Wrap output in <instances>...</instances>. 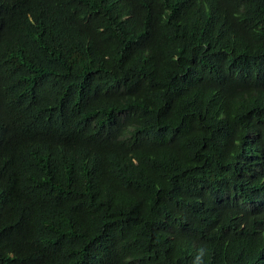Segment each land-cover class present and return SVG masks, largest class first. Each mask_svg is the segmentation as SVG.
Listing matches in <instances>:
<instances>
[{
    "label": "trees",
    "instance_id": "obj_1",
    "mask_svg": "<svg viewBox=\"0 0 264 264\" xmlns=\"http://www.w3.org/2000/svg\"><path fill=\"white\" fill-rule=\"evenodd\" d=\"M0 264H264V0H0Z\"/></svg>",
    "mask_w": 264,
    "mask_h": 264
}]
</instances>
